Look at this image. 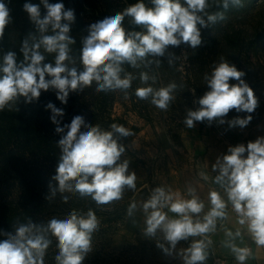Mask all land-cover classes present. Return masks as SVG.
<instances>
[{"label":"clouds","instance_id":"9594fccd","mask_svg":"<svg viewBox=\"0 0 264 264\" xmlns=\"http://www.w3.org/2000/svg\"><path fill=\"white\" fill-rule=\"evenodd\" d=\"M243 6V0H137L91 23L76 56L72 47L76 39L71 35L74 9H66L62 2L27 0L23 11L34 31L21 42L22 59L13 50L0 56V112H17L21 100L31 104L39 100L42 91L50 89L66 105L70 93L83 92L93 84L97 93L119 92L127 99L137 79L143 86L135 89V96L167 112L180 85L173 81L157 87L158 74L152 70L165 60L175 66L180 57L169 51L170 47L183 44L196 49L202 44L201 29L223 21L230 7ZM12 22L9 4L0 0V40ZM48 56L53 60L48 61ZM126 65L140 70L138 76L127 71ZM244 76L226 59L214 62L204 76L208 90L194 101L199 107L186 110V128H194L197 122L210 126L214 121L227 122L229 128L247 127L259 101ZM45 107L51 111L55 132L60 134L56 142L58 163L50 178L47 200L60 194L67 203V194H72L90 199L100 208L122 200L126 191H135L137 175L129 171L130 160L125 158L126 146L121 143L135 135L131 129L117 123L108 129L93 126L82 115L60 126L58 117L65 115L64 110L51 102ZM231 110L248 115L225 121ZM211 173L214 187L206 193L191 183L183 193L161 184L139 205L130 203L127 215L142 212V236L155 240L164 254L177 256L182 264H207L212 236L221 231L222 247L230 251L237 264H246L252 250L245 237L258 248L264 247V136L246 145L229 146L227 153L211 165ZM202 175L205 181L209 179ZM231 214L235 228L227 226ZM99 226L92 208L73 209L65 218L53 217L47 223L31 218L17 221L13 231L0 230L4 237L0 239V264H45L53 238L55 264H83L93 251L92 237ZM181 241L190 243L177 250Z\"/></svg>","mask_w":264,"mask_h":264},{"label":"rangeland","instance_id":"374dc122","mask_svg":"<svg viewBox=\"0 0 264 264\" xmlns=\"http://www.w3.org/2000/svg\"><path fill=\"white\" fill-rule=\"evenodd\" d=\"M25 2L27 0H6L13 17L12 24L6 27L9 45L11 50L17 52L18 59H22L19 49L23 38L34 31V25L23 11ZM31 2L39 3V0ZM49 2H62L66 9H72L67 0ZM135 2L137 0H112L110 15ZM243 5L240 8L230 7L223 21L211 28L201 29L202 44L196 49L183 44L178 48L170 47L169 51L180 57L175 66H169L165 60L159 68L152 70L158 74L157 87L173 81L180 85L174 93L176 99L167 112L135 96V89L143 86L139 79L133 81L127 99L119 92L97 93L93 84L83 92L70 93L66 105L50 89L42 91L39 100L31 104L21 100L17 112H0V151L4 154L0 157V230L13 231L22 213L42 217L47 223L53 217L65 218L73 209L87 211L92 208L100 220V226L92 237L93 251L83 264H182L177 256L164 254L156 246L155 240L142 236V212L138 210L133 217H129L127 208L132 202L139 205L148 197L151 189L161 184L183 193L186 185L191 183L206 193L214 187L211 183L214 175L211 165L217 157L226 154L229 146L240 143L246 145L258 136H264V0H243ZM74 11L76 19L71 26L73 37L82 29L79 14ZM212 11L223 9L213 8ZM72 47L73 55L78 56L81 45L76 42ZM240 52L242 59L237 62L234 56ZM221 58L240 65L241 71L245 73L243 79L254 90L259 106L251 113L249 125L243 129L229 128L227 122L219 124L216 121L210 126L207 122H197L194 128H186L183 124L186 110L199 107L194 101L208 90L204 76L211 71L212 64ZM47 59L52 61L53 57L48 56ZM129 69L138 76L140 70ZM49 102L65 112L62 118L58 117L60 126L69 124L74 116L82 115L93 126L99 124L108 129L112 123H117L134 132V136L122 139L121 143L126 146L125 158L130 160L129 171L137 175L135 191H126L122 200L100 208L90 199H81L72 194H67L70 196L67 203L57 194L53 200H42L48 203L46 206H40L39 203L29 205V201L23 197L26 192L23 182L14 178V167L32 172L37 186L48 193L50 178L55 174L58 163L59 149L56 142L60 139V134L55 132L56 125L50 121L51 111L45 107ZM15 115L36 117L44 123L40 128L33 126L25 133ZM246 115L231 110L224 119L229 121L236 116ZM202 174H206L209 179L205 181ZM52 202L58 203L60 207H54ZM223 238L222 231L212 236L213 245L207 264H215L218 257L227 264H237L230 251L222 247ZM189 243L179 242L177 250L188 247ZM245 243L252 248L249 241ZM56 253V241L53 238L45 264L54 263ZM246 264H256V261L249 259Z\"/></svg>","mask_w":264,"mask_h":264},{"label":"trees","instance_id":"16d2710c","mask_svg":"<svg viewBox=\"0 0 264 264\" xmlns=\"http://www.w3.org/2000/svg\"><path fill=\"white\" fill-rule=\"evenodd\" d=\"M70 7L79 14L81 26V31L74 37L76 39V42L81 45L80 41L81 38L84 35H87V28L91 23H94L100 19H103L104 17L110 15V12L113 8L112 6V0H67ZM115 1V0H113ZM147 0H145L146 2ZM147 3V2H146ZM11 50L8 40V32L7 29H5V34L3 40H0V53L1 56L4 52ZM242 53L235 55L234 58L237 62L241 60ZM237 62L233 61L232 64H235L238 70H241L240 65L237 64ZM128 71L130 70L129 66H125ZM198 92V91H197ZM134 101V98L132 99ZM15 118L17 121L21 124L23 127L24 132L26 133L29 128H32L33 126L36 128H40L44 121H42L39 118L36 117H29L26 118L22 115L16 116ZM136 130V128L134 129ZM4 154L2 151H0V157H3ZM3 159L6 160V157ZM16 174L14 178L19 179L23 182V185L25 186L26 192L24 193V199L29 201V205H33L36 203H39L40 206H46L48 203L43 202V199H46V195L48 194L47 191H44V189L37 186V184L34 182V177L32 176L33 173L28 170H21L20 168H15ZM54 207H60L58 203L52 202ZM90 205V204H89ZM88 205V206H89ZM84 208V206H82ZM27 218H31L34 222L38 220L37 223H44V219L42 217H37L35 215H24V213L21 214L19 218V222H26ZM4 237L0 238L3 239ZM52 264H55L52 263Z\"/></svg>","mask_w":264,"mask_h":264},{"label":"crops","instance_id":"0c3cea01","mask_svg":"<svg viewBox=\"0 0 264 264\" xmlns=\"http://www.w3.org/2000/svg\"><path fill=\"white\" fill-rule=\"evenodd\" d=\"M229 228H235V216L231 215L230 220L227 224ZM252 244V257L250 258L251 260H255L256 264H264V247H257L254 243H252L248 238L245 242H248Z\"/></svg>","mask_w":264,"mask_h":264},{"label":"built area","instance_id":"2783aa9c","mask_svg":"<svg viewBox=\"0 0 264 264\" xmlns=\"http://www.w3.org/2000/svg\"><path fill=\"white\" fill-rule=\"evenodd\" d=\"M215 264H227V262L223 258H216L215 259Z\"/></svg>","mask_w":264,"mask_h":264}]
</instances>
